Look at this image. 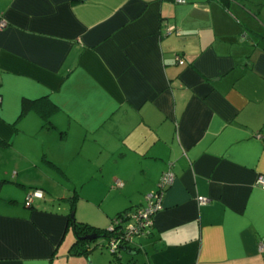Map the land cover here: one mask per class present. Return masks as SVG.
<instances>
[{"label": "crops", "instance_id": "0c3cea01", "mask_svg": "<svg viewBox=\"0 0 264 264\" xmlns=\"http://www.w3.org/2000/svg\"><path fill=\"white\" fill-rule=\"evenodd\" d=\"M2 21L0 264L94 262L71 253L70 186L113 167L125 208L142 205L169 163L152 233L127 254L264 264V0H0ZM24 98L54 105L48 126L21 115ZM79 213L99 227L115 215Z\"/></svg>", "mask_w": 264, "mask_h": 264}, {"label": "trees", "instance_id": "16d2710c", "mask_svg": "<svg viewBox=\"0 0 264 264\" xmlns=\"http://www.w3.org/2000/svg\"><path fill=\"white\" fill-rule=\"evenodd\" d=\"M219 1H221L224 5H228L229 3V0H219ZM245 3L247 4V9L250 10L253 16H257L258 10L253 11L251 6L248 4L249 1H245ZM259 38H264V36L259 35ZM44 100H46V98L44 99L41 98L37 100H30L28 98H24L21 103V115L25 114L31 109H34L37 112H39V114L41 115L43 119V123H42L43 127L48 126L51 122L50 115L55 107L48 100H46V102H43ZM116 184L117 186H122L121 182H117ZM30 190H41L44 195V191L40 188L39 189L34 188ZM77 198H78V194L76 192H74L73 195L69 198L70 212L68 216V226L72 228L73 233L75 235L74 242L71 246V253L76 255H85L88 257L97 248L105 247L109 250V243L111 239H115L118 242V249L115 250L114 252H111L110 250L109 251L112 254V258L120 263L122 261L120 254L121 251L126 252L129 249L136 251V248L132 246V241L137 236H134L132 240L127 239V230H128V225L130 223H135V221L132 220L133 214H135V212L139 207L144 206L146 204V199L142 205L131 206L125 208L122 211L117 212L111 218V222L109 226L99 227L87 221L79 220L75 217L74 210H75V204ZM152 229L153 227L151 228V233H152ZM89 234H96L98 235V238L93 240L85 239L84 237ZM98 239L102 240L103 242L98 243ZM132 253L133 252H131V254ZM128 260H129L128 264H134L135 262L133 256L129 257Z\"/></svg>", "mask_w": 264, "mask_h": 264}, {"label": "rangeland", "instance_id": "374dc122", "mask_svg": "<svg viewBox=\"0 0 264 264\" xmlns=\"http://www.w3.org/2000/svg\"><path fill=\"white\" fill-rule=\"evenodd\" d=\"M248 4L250 5V3H248ZM253 11H256V10L253 9ZM81 160H82V158L78 157V158H76L75 163L80 164ZM113 172H114L113 167L105 168L103 171V179H99V178L98 179H92L88 183L89 185H86L84 187H82L81 185H78L77 188H75L73 185L70 186L69 194L67 192V195H70L74 192H76L78 194V198L76 200L78 210H77V212L74 211L75 217L77 216V214H80L79 212H82L83 214H89V215H91L93 213H95V214L97 213V214L101 215V212L103 210L107 211L109 209H110V212H113L116 214L117 211H122L128 205H131L132 202H130L128 200V198H126L124 196H120L116 193V191L118 192L119 189H117L115 186H113V181H110V175ZM99 174H101L100 170L98 171V175ZM68 186H65V187L57 186L53 190H49V189H47V190H49L50 192L52 191L51 193L60 195L61 197L60 196H59L60 198L56 197V199H58V201L63 203V201H66V199H68V198L62 196L65 193V190L67 191ZM119 192H122V190ZM87 193L90 195V198H87V196H86ZM101 196H103L102 201H100ZM35 198H37V197H35ZM38 198H42V197H38ZM94 198H95L96 202H93ZM67 206H69V205L67 204ZM104 218H105V215H103L102 219H104ZM106 221L108 224L110 223L109 219H107ZM70 236H72V235H70ZM99 239H98V243L103 242L102 240H99ZM135 239H137V237H135ZM95 253L98 256V258L95 259V261L93 262V259L90 257V259H87L88 264H91V263L92 264L93 263L94 264H107V263H110V264H114V263L115 264H128V261H129L128 256H130L127 254V252L121 251L122 261L120 263V262H118L112 258V254L105 247L95 249L92 254H95ZM106 256H107V258H106ZM140 256H138L137 254L133 255V259L135 260V262H134L135 264L141 263L140 262ZM137 262H139V263H137Z\"/></svg>", "mask_w": 264, "mask_h": 264}, {"label": "built area", "instance_id": "2783aa9c", "mask_svg": "<svg viewBox=\"0 0 264 264\" xmlns=\"http://www.w3.org/2000/svg\"><path fill=\"white\" fill-rule=\"evenodd\" d=\"M176 1H183V0H176ZM1 26H4L5 23L2 21L0 22ZM177 61L179 64L184 63V59L180 56H177ZM175 174L172 170V164L169 163L168 167L162 172L157 188L148 194H146V204L141 206L137 209L135 214L132 216V220L135 223H130L128 225L127 230V239L132 240L134 236L139 235H147L151 233V228L154 224V215L155 213L161 209L162 207V200L164 194L168 187L174 182ZM256 184L264 190V174H258L256 177ZM43 193L41 190H30L26 193L25 196V205L30 206L35 197H42ZM201 204H205L208 202L207 197H200L199 198ZM262 247V246H260ZM118 249V242L115 239H111L109 243V250L114 252Z\"/></svg>", "mask_w": 264, "mask_h": 264}, {"label": "water", "instance_id": "95a60500", "mask_svg": "<svg viewBox=\"0 0 264 264\" xmlns=\"http://www.w3.org/2000/svg\"><path fill=\"white\" fill-rule=\"evenodd\" d=\"M84 238L85 239H88V240H93V239L98 238V235H96V234H89V235L85 236Z\"/></svg>", "mask_w": 264, "mask_h": 264}]
</instances>
